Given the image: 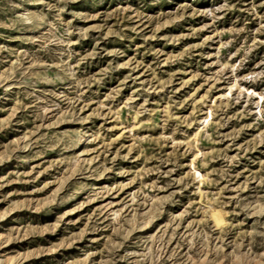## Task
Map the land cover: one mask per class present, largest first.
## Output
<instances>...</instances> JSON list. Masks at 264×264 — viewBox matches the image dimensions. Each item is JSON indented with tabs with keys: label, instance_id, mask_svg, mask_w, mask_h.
I'll return each instance as SVG.
<instances>
[{
	"label": "rangeland",
	"instance_id": "obj_1",
	"mask_svg": "<svg viewBox=\"0 0 264 264\" xmlns=\"http://www.w3.org/2000/svg\"><path fill=\"white\" fill-rule=\"evenodd\" d=\"M0 264H264V0H0Z\"/></svg>",
	"mask_w": 264,
	"mask_h": 264
}]
</instances>
